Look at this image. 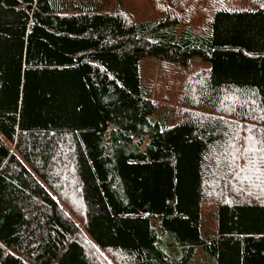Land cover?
Instances as JSON below:
<instances>
[{
	"label": "trees",
	"instance_id": "obj_1",
	"mask_svg": "<svg viewBox=\"0 0 264 264\" xmlns=\"http://www.w3.org/2000/svg\"><path fill=\"white\" fill-rule=\"evenodd\" d=\"M124 1L0 0V264H264V0Z\"/></svg>",
	"mask_w": 264,
	"mask_h": 264
},
{
	"label": "rangeland",
	"instance_id": "obj_2",
	"mask_svg": "<svg viewBox=\"0 0 264 264\" xmlns=\"http://www.w3.org/2000/svg\"><path fill=\"white\" fill-rule=\"evenodd\" d=\"M134 20H142L153 15L152 7L147 0H125L123 8ZM204 63H201L197 58H194L189 66L185 68H180L175 65H160L156 60H149L146 58L142 62V72L144 77L152 83L153 90L156 99H158L162 104L174 105L177 101V95H175L176 90L180 89V85L185 80L184 75L194 72L201 67ZM166 98L163 99L162 98ZM245 139H241V143ZM76 223L78 224L80 230L84 233V228L82 221L77 217H74ZM201 258V264H210V259L203 255L199 254ZM197 257V258H199ZM197 262V261H196Z\"/></svg>",
	"mask_w": 264,
	"mask_h": 264
}]
</instances>
